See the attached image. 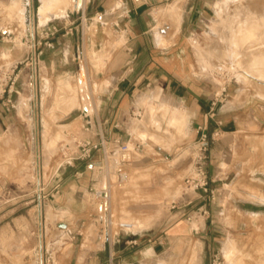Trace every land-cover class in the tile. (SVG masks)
Listing matches in <instances>:
<instances>
[{
  "label": "rangeland",
  "instance_id": "obj_1",
  "mask_svg": "<svg viewBox=\"0 0 264 264\" xmlns=\"http://www.w3.org/2000/svg\"><path fill=\"white\" fill-rule=\"evenodd\" d=\"M84 1L79 0V7L75 8L72 6L75 0H41L39 14L42 15L41 8L46 6V14L53 10L56 12H51V16H64L68 11L65 12L64 7L70 5L76 12L84 7ZM20 2L23 0H0V29L11 31V41L1 40L3 49L0 52V264H41L42 260L43 264H104L90 261L96 252L101 258H105L108 252V247L103 246L100 227L104 223L95 225L100 215L91 216L87 211L95 208L101 200H96L92 189L81 191V184L74 181V174L83 169L80 168L83 160H78L75 165L68 164L61 148L67 143L73 146L75 139L88 136L85 120L80 115L85 109L91 113L98 109L100 95L112 83L110 75L115 74L112 69L117 66H106L107 61L98 60V66L91 69L84 66L82 71L68 76L47 75L39 68L35 72L26 65L27 54H24L33 38L29 22L23 16L19 19L14 15ZM205 3L200 25L185 39L193 72L216 84L215 93L221 94L225 102L234 95V90H238L242 101L255 99L264 109V50L253 48L246 52L242 49L245 41L236 48L229 41L238 14L239 18H247V24L251 21L249 26L254 30L262 28L264 0H205ZM38 5V0H31L29 7L36 28ZM162 16L165 24L179 21L176 12H165ZM163 30L159 27L158 34ZM175 32L174 28L172 33ZM259 34L261 36V30ZM119 44H114V48ZM100 56L98 52L96 59ZM106 56L112 63L117 61L112 52ZM128 56L126 52L118 60ZM17 62L15 74L19 73V79L15 90L9 94L3 89ZM173 106L151 104L150 111L145 114L148 113L146 122L135 125L137 129L151 123L158 134L150 137L153 142L168 143L165 151L146 150L139 153V157L133 156L125 165L129 176L123 182L114 173L96 172L99 189L107 180L110 182L113 222L140 220L142 226V221L147 222L146 227L133 231L166 242V247H158L153 256L142 254L140 257L127 249L132 245L126 243L132 238L131 233H121V241L115 245L116 254L121 257L115 255L109 264H120V261H124L122 264H204L200 241L204 231L200 226L208 213L204 214L200 207H196L189 214H180L183 204L195 201V194L202 190L186 182L193 168L194 147L199 136L193 138L188 118ZM139 111L132 114V124L143 119L144 112L141 111L140 117L135 115ZM161 115L167 119L164 129L158 124ZM176 116H182L179 122L173 120ZM146 137L148 135L143 138ZM239 141L243 146L245 172L248 171L247 179L246 174L241 178L248 185L242 183V188L247 187L255 193L264 180V130L243 133ZM69 175L73 177L69 178ZM38 176L41 183L37 182ZM61 177L65 178V183L60 186L64 192L58 190ZM216 183L215 192L207 194L221 206L219 217L227 229L219 236L223 240L222 246L215 254H220L221 264H264V214L234 211L230 201L237 195H248L235 191L228 179ZM40 198L44 202L42 211L38 206ZM68 219L72 221L71 226L76 224L77 227L73 235L59 226L61 222L69 223ZM180 221L187 224L188 229L178 231L182 235L177 238L168 236ZM191 229L195 233L192 234ZM96 235L101 237L99 241L93 239ZM229 237L236 248L227 252L223 244ZM135 247L137 254L140 250L146 251L143 244ZM205 264H214V256Z\"/></svg>",
  "mask_w": 264,
  "mask_h": 264
},
{
  "label": "crops",
  "instance_id": "obj_2",
  "mask_svg": "<svg viewBox=\"0 0 264 264\" xmlns=\"http://www.w3.org/2000/svg\"><path fill=\"white\" fill-rule=\"evenodd\" d=\"M30 1L23 0V3L30 7ZM38 2L37 26L60 24V30L50 37L55 46L53 48L43 46L38 57V68L41 73L68 76L82 71L84 66L88 69L98 66V60L107 61L106 66H117L112 69L115 74L110 75L112 83L100 95L98 109L92 113L85 109L80 115L85 120V131L94 141L99 139L98 134L102 132L110 142L117 138L130 142L134 149V156L139 157L141 152L146 150L165 151L168 143L152 141L150 136L158 133L151 123L137 129L135 125L146 122L148 113L145 114L150 111L151 104L156 102L159 105L174 104L173 108L183 113L186 119L188 118L192 126L193 138H197L201 132L208 135L209 151L206 170L211 179V186H217L216 182L219 180L228 179V184L234 185L235 191L248 195L245 197L237 195L230 201L234 211L244 214H264V180L263 185L258 187L255 193L247 187L242 188V183L248 185L246 180L241 179L245 174L247 179L248 171L245 172L243 146L239 141L243 133L253 134L264 130V109L261 104L254 101L255 99L242 101L240 92L234 90V95L227 102L223 100L219 103L215 115L212 116L211 101L217 86L195 74L190 64L185 39L191 36L200 25L204 15L205 0H85L83 8L89 16L86 25L80 20L77 11L75 12L72 8L67 9L64 16H51L49 13L47 18L41 21L39 14L41 0ZM99 12L104 14L103 23L94 20ZM165 12L178 13L179 21L175 24L173 22L165 24L162 21V15ZM69 25L73 27L72 33L67 32ZM159 27L165 29L160 35ZM173 27L176 34L172 33ZM118 43H120L119 46L114 48V44ZM1 45L0 39V52L3 49ZM27 47L24 49V54L29 52ZM98 52L101 56L96 59ZM110 52L114 54L113 59H117L115 63L106 56ZM126 52L129 56L119 61L121 55ZM27 66L30 67L29 64ZM45 79L47 80L46 77ZM136 110L144 112V117L132 124V114ZM144 135L148 137L143 138ZM92 161L102 164L101 151L95 153ZM86 163L84 160L81 162L80 168L83 169L74 174V181L81 184V191L99 189L96 184L100 180L96 172L87 168ZM75 169L77 170V166ZM68 177L71 178L73 175ZM63 183L65 178L61 177L58 182L59 192H64L60 187ZM106 184L110 182L107 180L102 187ZM203 192L200 190L199 194H195L197 197L195 201L190 200L183 204L180 214H189L196 207L208 209V216L204 215V223L200 226V229L204 231L200 236L204 249L201 253V261L205 264L222 246L223 240L219 236L227 228L219 217L221 206L214 202L215 200L212 201L209 194ZM82 199H85L84 196ZM110 207V202L99 201L95 208L87 209L91 216L100 215L99 221L95 220V225L97 222L104 223V226L100 225L104 236L103 246L108 247L106 259L101 258L96 252L91 256V262L109 264L115 255L121 257L115 251V245L121 241V233H131L132 238L127 239L126 243L132 245L127 246V249L140 257L142 254L153 256L158 247H166L165 241H156L154 236L134 232L133 229L136 230V226L133 220L127 221L132 228H123L120 222H113ZM68 221L69 223H59V226L73 235L77 229L76 224L71 226V219ZM142 222L143 226L140 228L148 225L147 222ZM92 226L93 230L94 226ZM95 227L98 229V226ZM183 229L187 230L188 226L180 221L173 226L168 236L177 238L182 235L178 231ZM190 232L193 234L195 230L191 229ZM97 236L95 238L93 236V239L99 241L101 237ZM136 244H143L146 251L140 250L137 254V251H134ZM123 262L120 261V264Z\"/></svg>",
  "mask_w": 264,
  "mask_h": 264
},
{
  "label": "built area",
  "instance_id": "obj_3",
  "mask_svg": "<svg viewBox=\"0 0 264 264\" xmlns=\"http://www.w3.org/2000/svg\"><path fill=\"white\" fill-rule=\"evenodd\" d=\"M31 3V1H30ZM77 13L80 16V20L84 25L87 24L89 16L86 15L85 10L80 7L77 10ZM99 23H103L104 14L97 13L95 19ZM60 30V24L52 23L45 27H35V33L32 40H30L29 52L27 53L26 60L27 64L34 68L36 71L38 69V57L42 52V47L46 46L48 48H53L54 42L50 37L56 34ZM72 25L68 26L67 32L72 33ZM0 39L3 41H11V32L8 29L0 30ZM17 62L13 65L12 72L5 84L6 87L3 89L4 92H9L11 94L15 90V85L19 79V73L15 74V70L18 67ZM226 88L224 89V91ZM221 94L216 92L211 101V115L214 116L216 108L220 102L223 101ZM138 117L141 116V111L135 113ZM99 139L94 141L91 136H86L83 139H75V143L70 145L69 143L62 145V152L65 156V162L70 165H75L78 160H85L86 166L89 170L93 172L102 171L107 175L114 173L117 175L118 180L121 182L125 181L128 178V173L126 172L125 165L132 161L134 156V149L132 148L130 142L124 141L120 138L115 139L113 142H110L102 132L98 134ZM77 142V143H76ZM101 151L102 153V164L99 165L92 161L95 153ZM208 151H209V140L208 135L205 132H201L197 142L194 147L193 163L191 174L187 177L186 182L189 186H193L196 189H202L205 193L213 194L215 189L211 186V179L207 174V163H208ZM40 189H42L40 187ZM41 191V190H40ZM94 195L97 199H100L102 202L109 203L110 200V184H106L100 189H93ZM39 210L42 211L44 202L39 199ZM200 211L204 214L207 213L206 209L200 208ZM120 226L123 228H132L128 222H120ZM220 254L214 255V264H221Z\"/></svg>",
  "mask_w": 264,
  "mask_h": 264
},
{
  "label": "bare ground",
  "instance_id": "obj_4",
  "mask_svg": "<svg viewBox=\"0 0 264 264\" xmlns=\"http://www.w3.org/2000/svg\"><path fill=\"white\" fill-rule=\"evenodd\" d=\"M14 1H16L17 2V0H14ZM80 1H82V0H80ZM28 2V1H27ZM62 2H64V1H62ZM19 4V3H18ZM29 4V3H28ZM27 5V4H26ZM23 2H20V4L18 5V6H16L18 9H16L15 11H14V15L15 16H17V17H19V19L21 18V16H23L24 18H25V20H28V24H29V28H30V33L32 34V35H34V33H35V23H34V19H33V17H32V15L30 14V10H29V5L28 6H26ZM61 5H63V4H61ZM66 5V4H65ZM72 6H74L75 8L76 7H79V0H77L76 1V3L75 4H73ZM71 6V7H72ZM172 6V5H171ZM45 8H46V6H44ZM44 7L43 8H41V11H42V15L40 14V16H42V17H45V16H47L49 13H47L46 14V11H45V9H44ZM62 8V7H61ZM70 8V5L68 6H66V7H64V10H65V12H66V10L67 9H69ZM172 8H175V7H172ZM47 10V9H46ZM48 11V10H47ZM48 12H50V11H48ZM41 13V12H40ZM49 15H51V12H50V14ZM41 17V18H42ZM263 18V17H262ZM18 19V18H17ZM44 19V18H43ZM235 25H234V27H232V29H231V31H230V34H229V41H230V43L232 44V46H233V48H236V46H240V44L243 42V41H245V43H244V45H243V47H242V49H244V51H248V50H250V49H253V48H259L260 50L261 49H263L264 50V23L262 24V28H258L259 30H261V36H260V34H259V30L258 29H256V30H254V28L253 27H250L249 25H250V23H251V21L247 24V18H239V14L238 15H236V18H235ZM254 22V21H253ZM262 22H263V20H262ZM253 25H255L254 23H253ZM231 27V26H230ZM255 27H256V25H255ZM258 30V31H257ZM241 37H243V38H241ZM248 37H249V39H248ZM254 50V49H253ZM260 50H258V52L260 51ZM248 54V53H247ZM258 54V53H257ZM251 55H253V54H251ZM255 55V54H254ZM248 56V55H247ZM250 56V55H249ZM256 56V55H255ZM36 72V71H35ZM263 74V73H262ZM238 77L240 78L241 76H240V74L238 75ZM264 77V74H263V76H262V78ZM36 80V79H35ZM82 83V82H81ZM88 87V86H87ZM33 108V107H32ZM166 113V112H165ZM161 118H160V122L158 123V124H160V125H162V129H164V126H166V123H167V119L163 116V115H161L160 116ZM180 118H182V116H176L175 118H173V120H177L178 122H179V119ZM170 122V121H169ZM173 122V121H172ZM171 122V123H172ZM174 124V123H173ZM169 126V125H168ZM167 126V127H168ZM173 125H171V126H169V127H172ZM167 139V138H166ZM37 182L38 183H41V177H39L38 176V178H37ZM38 216V215H37ZM39 221H41V220H39ZM134 223H135V226H136V228H139V227H141L142 225V223H141V221L140 220H135L134 221ZM42 224V223H41ZM43 233V232H42ZM39 244H40V248L42 249V247H43V243H42V236L40 235V242H39ZM236 248V245L234 244V242H233V240L229 237L225 242H224V250L225 251H232L233 249H235ZM41 253V252H40ZM41 264H42V261H41Z\"/></svg>",
  "mask_w": 264,
  "mask_h": 264
}]
</instances>
